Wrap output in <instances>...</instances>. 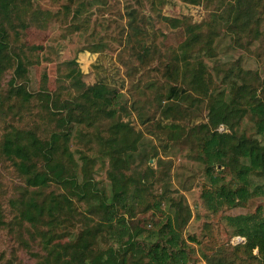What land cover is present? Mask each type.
Here are the masks:
<instances>
[{"label":"rangeland","instance_id":"1","mask_svg":"<svg viewBox=\"0 0 264 264\" xmlns=\"http://www.w3.org/2000/svg\"><path fill=\"white\" fill-rule=\"evenodd\" d=\"M248 4L252 17L241 29L231 27L228 0H86L77 16V1L18 0L10 32L13 63L0 79V204L6 222L0 264H46L43 238L62 250L78 244L86 230L95 235V251L112 246L117 232H108L97 210L98 196L112 195L110 171L137 195L132 223L142 243L155 240L149 234L172 218L193 248L190 264H260L258 249L251 254L244 248L247 240L235 234L230 218L264 219V177L251 172L242 180V157L229 154L223 164L212 163L205 150L212 132L202 126L210 124L211 100H228L233 86L245 85L264 99V0ZM191 30L198 36L192 38ZM19 61L26 71L13 85ZM17 85L30 100L12 91ZM92 86H105L112 106L93 107L83 97ZM171 87L179 98H169ZM67 102L79 110L67 152H59L58 160L80 183L90 182L95 197L88 201L55 183L29 187L17 161L2 154L9 133L48 140L59 132ZM233 124L236 137L264 146L250 113ZM219 132L232 134L224 125ZM114 137L128 150L112 158ZM222 186L247 188V201L230 207L213 196L209 204L210 193ZM62 195L72 199L71 209L57 213L53 227L47 214L36 226L21 218L29 200L48 205L54 197L63 201ZM47 264L55 263L50 258Z\"/></svg>","mask_w":264,"mask_h":264},{"label":"trees","instance_id":"2","mask_svg":"<svg viewBox=\"0 0 264 264\" xmlns=\"http://www.w3.org/2000/svg\"><path fill=\"white\" fill-rule=\"evenodd\" d=\"M70 1L78 2V10L75 13L77 16L86 0ZM184 1L197 2V0ZM228 1L235 20L231 27L240 26L242 29L247 26L249 18L252 17L248 4L250 0ZM256 1L258 0H252V2ZM151 3L157 5L162 3V0H151ZM17 9L18 0H0V79L6 71L5 65L13 63L10 32L14 30ZM69 9L70 7L67 6L66 10ZM240 17L244 19L239 24ZM130 21L132 24L136 22V16H131ZM134 29H137V26ZM190 36L197 37L198 33L191 30ZM171 70V68L170 70L168 67L166 68L167 75ZM25 71L23 63L19 61L12 80L13 85L17 78L24 76ZM12 91L23 101H28L31 98V94L21 85L14 86ZM108 94L105 86H92L86 89L83 97L93 107L103 108L112 106L114 97L108 96ZM46 96L51 98L49 94ZM179 96V93L171 87L169 98H179ZM64 108L67 114L57 120L59 132L53 133L48 140H43L32 132L9 133L2 144V154L17 161V168L26 178L29 187L41 189L55 183L63 189H69L71 195L79 200L88 201L95 197L90 182L80 183L77 177L69 174L66 167L58 160L59 152H67L65 143L69 141L72 125L77 122L76 112L79 110L78 104L74 102H67V106ZM110 111H113L112 108ZM246 113H250L254 117L257 131L264 133V99L258 95L257 91L247 89L245 85L233 86L228 100L222 98L221 95L211 100L209 106L211 128L208 124L202 125L206 130L212 132L211 137L205 142V150L208 155H212L210 158L212 163L223 164L229 154L235 158L245 159L247 164L240 172L242 180H245L251 172H260L264 177V146L255 138L245 135L236 137L233 133V122H238ZM222 125L226 126L228 130H232V134L220 133L219 128ZM124 128H128V126L125 125ZM62 140L64 141L63 147L60 145ZM110 150V155L113 158L117 154L126 152L128 146L117 143L114 137ZM109 178L112 182V195L109 198L103 194L98 196L100 203L97 210L103 214L104 222L102 223L106 225L108 232L109 230L117 232L115 243L106 250L95 251L93 248L95 235L89 230L84 231L78 244L66 246L62 250L51 248L49 240L43 238L45 247L48 249L47 263H50V258H52L55 264H190L192 259L190 253L193 252V248L176 227L172 218H169L157 232L149 234L155 240H151L147 244L141 242L142 234L132 223V212L137 195H135V191L130 193L128 184H125L115 171L109 172ZM213 196L221 204L236 207L247 201L249 191L245 187L228 190L222 186L215 191V195L210 193L209 204L214 203ZM62 198L63 201L54 197L48 205L39 204L31 199L23 210L21 218L36 226L47 214L50 219L46 223L53 227V221L56 216L58 217L57 213L63 211L65 207L67 212L71 209L72 199L65 195H62ZM230 221L234 223L235 234L246 238L247 243L244 248L251 254L255 249H258L260 264H264V219L255 214L231 217ZM5 225L0 204V229Z\"/></svg>","mask_w":264,"mask_h":264}]
</instances>
